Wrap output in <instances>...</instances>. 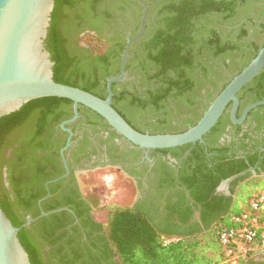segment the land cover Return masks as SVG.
Listing matches in <instances>:
<instances>
[{"label":"trees","instance_id":"trees-1","mask_svg":"<svg viewBox=\"0 0 264 264\" xmlns=\"http://www.w3.org/2000/svg\"><path fill=\"white\" fill-rule=\"evenodd\" d=\"M144 1H154L158 10L147 26L145 37L132 45L129 54L134 53L128 59L125 71L135 73V77L155 80L157 87L154 91H149L145 99L133 93L125 95L124 92L117 93L113 90L112 106L120 112L131 113L146 108L155 111L167 109L168 98L176 99L181 96L191 104L206 85L209 87L206 95L216 96L230 77H226L220 87H215L211 77H222L224 70L231 68L226 60L243 46L253 44L246 41L250 36V28L264 27V23L251 19L240 24L250 12L254 13L258 9L256 0ZM125 3V0H54L44 45L54 63L52 72L55 82L80 88L102 99L106 97V80L119 74L125 41L116 34L104 39L103 24H114L117 27L116 22L122 21V16L119 15ZM139 17L138 14L134 26V30L138 32L133 36L140 31ZM82 31L95 33L85 36L89 48L73 45L72 33ZM119 39L120 41L114 42ZM110 41L115 44L110 45ZM263 43L264 41L260 45L253 44L248 58L240 67L232 69L231 76L238 74L248 64ZM209 63L217 67L213 68ZM252 82L256 84V92L253 94L247 87L243 91L253 94L249 102L260 100L264 96V69ZM115 85H112V89ZM60 103L71 104L66 99L44 97L31 100L18 111L0 118V207L14 227H21L25 216L35 218L39 214L36 202L40 194L28 190L27 183L34 184L38 181L42 166L37 157L16 154L13 152L15 150L11 152V157H6L9 145L5 141L10 140L13 135L23 133L21 127L30 119L41 121L45 115H50ZM205 109L206 106L203 107ZM258 117L261 118V115ZM224 124H230L228 113L220 117L205 138L221 130L220 127ZM31 133L36 136V129ZM18 139H21V146L24 147L23 139ZM187 147L188 145L179 148L184 152ZM35 148L40 149V146ZM195 149L202 150V146L197 144L193 151ZM254 161L255 156L250 164ZM231 164L237 168L231 167L221 178L230 177L248 167L238 161ZM4 167L7 168L9 190L5 188L2 178ZM44 176L48 178L49 175ZM249 176L251 175L239 180ZM249 183L252 184L251 187H256L264 183V177L252 178ZM252 191L242 195L240 200L244 201ZM238 198L236 195L234 203ZM202 200L204 204L207 203L206 196ZM56 208V205L46 207L47 210ZM237 211V206L221 210L217 212L214 224H211L213 217L203 228L199 225L183 228L184 225H153L142 212L116 208L106 215L107 225H81L82 234L75 226V237H67L54 248V244L64 236V232L58 234V230L66 225L57 224L60 214H65L63 212L39 218L30 225V229L21 228L17 237L31 264H224L216 231L221 221L227 220ZM93 234L98 237V245L90 239ZM82 237H85L84 241ZM42 245H50L53 249L42 252Z\"/></svg>","mask_w":264,"mask_h":264},{"label":"flooded vegetation","instance_id":"flooded-vegetation-1","mask_svg":"<svg viewBox=\"0 0 264 264\" xmlns=\"http://www.w3.org/2000/svg\"><path fill=\"white\" fill-rule=\"evenodd\" d=\"M125 1L127 3L123 5L119 15L122 16V21L116 22L117 27L114 24H103L104 39L116 34L126 43L128 39L140 33L139 31L133 36L138 32L134 30L135 18L139 14L141 19L144 7L136 0ZM142 2L148 7L145 20L147 33V26L153 20L158 5L153 3L154 1ZM255 4L259 12L256 15L251 12L242 21L251 19L257 23H264V0H256ZM256 29L261 28L257 26L252 28ZM87 34L95 35L94 32L87 31L72 33L73 45L89 48L85 41ZM117 41L120 39L114 42ZM114 42L109 43L113 45ZM133 53L129 54L128 59ZM224 72L227 77H231L230 72L227 70ZM134 74L126 72V80L116 83L113 89L111 86L112 97L114 90L117 93L124 92L125 95L133 93L145 99L149 91L156 89L155 80L135 77ZM252 81L245 87L254 94L257 87ZM208 89L209 87L205 86L200 96L193 98L191 104L187 102V98L181 96L176 99L168 98L167 109L155 111L146 108L131 113L118 110L117 112L130 126L142 133H181L201 118L206 110H203V107L207 108L215 97L214 94L206 95ZM243 91L244 87L237 95L239 100L237 118L247 105L264 100V96H261L260 100L249 102L253 94ZM245 102L248 103L243 107ZM180 106L189 107L196 114L192 115L191 110L175 109ZM260 107L251 111L243 123L234 125L230 122L221 125V130L207 138L206 134L203 138L205 145L200 143L188 145L186 150L181 152L179 147L165 151L141 149L126 141L102 118L82 106H78V117L70 121L74 116L73 104L60 103L50 115H45L41 121L30 119L21 127L23 133L6 140L5 144L9 147L5 156L11 157V152L15 150L13 152L16 154L37 157L42 166L38 181L27 184L28 190L40 194L36 202V209L39 211L37 217L41 213H47L46 216L40 217L45 218L51 214L65 212L60 214V221L57 223L66 225L58 230V234L64 232V236L54 244V248L67 237L71 235L75 237L77 233L73 231L75 226L82 234L81 225H107V222L98 216L108 215L116 208H130L142 212L153 225H184L183 228L199 225L203 228L213 217L211 224H214L217 212L233 207L237 193L251 188L252 184L249 182L252 178L264 177V116H262L264 108L258 110ZM229 110L230 105L224 112L228 113V118ZM260 115L263 120L258 117ZM33 129L37 131L36 136L31 133ZM18 137L23 139L24 147L21 146V139ZM197 144L202 146V150L193 151ZM37 145L40 149L35 148ZM254 156L255 161L251 165ZM233 161L243 162L248 167L230 177L221 178L231 167L237 168L232 166ZM6 172L7 168L4 167L2 178L5 188L8 189ZM242 172H245L243 176L232 179L226 185L222 184ZM45 174L49 175L48 178L44 176ZM246 175L251 176L239 180ZM205 196L206 204L201 201ZM52 205H56L57 208L46 209ZM27 217L31 216H25L24 220ZM30 225L26 228L30 229ZM31 234L36 240L34 233ZM97 235H91L90 239L98 245ZM82 240L84 241L85 237H82ZM40 247L42 252L53 249L50 245ZM93 251L95 252V249ZM245 264H264V256H257Z\"/></svg>","mask_w":264,"mask_h":264},{"label":"water","instance_id":"water-1","mask_svg":"<svg viewBox=\"0 0 264 264\" xmlns=\"http://www.w3.org/2000/svg\"><path fill=\"white\" fill-rule=\"evenodd\" d=\"M136 1L144 7V14L140 19V33L126 41L119 63V74L107 79L106 97L102 99L80 88L53 80L54 63L44 41L54 0H0V118L18 111L31 100L44 97L66 99L73 104L74 116L70 121L78 117V106H82L102 118L129 143L145 150H165L185 145L194 146L196 143L205 145L204 136L217 124L229 105V119L234 125L243 123L251 111L264 106V100L251 103L242 110L238 118L236 116L238 93L264 69L263 43L248 64L238 74L230 77L209 103L201 118L187 130L174 134H147L130 126L112 106L111 86L126 80L125 65L129 50L146 33L148 7L142 0ZM244 174L242 172L222 184L226 185ZM46 215L47 213H41L34 219L27 217L21 227H14L0 207V264H31L17 235L21 228L28 227Z\"/></svg>","mask_w":264,"mask_h":264},{"label":"built area","instance_id":"built-area-1","mask_svg":"<svg viewBox=\"0 0 264 264\" xmlns=\"http://www.w3.org/2000/svg\"><path fill=\"white\" fill-rule=\"evenodd\" d=\"M224 264H245L264 256V189H254L236 213L218 224Z\"/></svg>","mask_w":264,"mask_h":264},{"label":"rangeland","instance_id":"rangeland-1","mask_svg":"<svg viewBox=\"0 0 264 264\" xmlns=\"http://www.w3.org/2000/svg\"><path fill=\"white\" fill-rule=\"evenodd\" d=\"M258 12H259V8L254 10V13L257 14ZM250 30H252V28ZM246 41L253 43L254 45H260L264 41V30H262V29L252 30L250 32V36L248 37V39ZM253 44L248 45L247 47L243 46L239 51L234 52V55L231 58L226 60V63H229L228 65L231 66V68L227 70L228 72H231L232 69L234 70V69L241 66V64L248 58V54L253 50V47H254ZM209 64H212V63H209ZM213 68H215V67L213 66ZM226 77H227V75L224 74L222 77L217 78V79L211 77V80L215 82V87H220L222 85V83H224L226 81V79H227ZM206 86H208V85H206ZM215 87H212V88L214 89ZM210 92H211V88H210ZM119 106L122 108L121 105H119ZM175 109L189 110V111L191 110L189 107H186V106L185 107H182V106L176 107ZM200 109H201V107H200ZM191 114L195 115L196 113L191 110ZM254 189H264V183H261L260 185H258L256 187H251L250 189H245V190L239 191L237 193L239 198L236 200L233 207L237 206V208H239L243 203V201L240 200V197L242 195H244L245 193H248ZM131 201H132V199H130V202ZM101 211H103V210H101ZM102 217H104V219ZM98 218L103 219V221H105L106 215L98 216Z\"/></svg>","mask_w":264,"mask_h":264}]
</instances>
